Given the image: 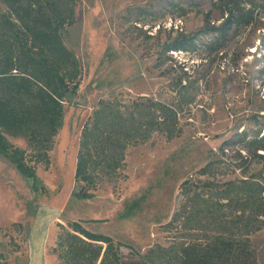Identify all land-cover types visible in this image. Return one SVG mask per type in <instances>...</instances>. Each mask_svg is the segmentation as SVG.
<instances>
[{
  "label": "rangeland",
  "instance_id": "rangeland-1",
  "mask_svg": "<svg viewBox=\"0 0 264 264\" xmlns=\"http://www.w3.org/2000/svg\"><path fill=\"white\" fill-rule=\"evenodd\" d=\"M233 6L239 14L249 10L245 0H77L76 23L64 40L81 62L79 94L65 108L49 167L31 164L50 194H35L32 180L0 158V242L11 264H23L26 256V235L14 225L27 229L36 207L59 211L49 249L56 243L57 225L82 221L87 229L113 238L121 264H146L144 256L157 246L204 237L180 225L167 228L186 205L183 183L189 182L191 196L203 194L210 182L236 180L263 167L240 146L227 143L237 132L253 128V115L264 114V2L254 10L253 21L232 32L224 46H210L209 37H202L195 54L165 53L163 46L179 35L197 33L206 21L220 25ZM184 77L200 88L196 103L181 116L182 135L167 141L155 134L130 148L119 180H105L92 200L72 199L81 131L98 102L117 98L130 105L143 96L170 102L172 87ZM8 140L29 152L27 140ZM211 162L212 175H202ZM11 238L22 247L19 262L11 253ZM250 240L257 264H264V228ZM48 254V264H59Z\"/></svg>",
  "mask_w": 264,
  "mask_h": 264
},
{
  "label": "trees",
  "instance_id": "trees-1",
  "mask_svg": "<svg viewBox=\"0 0 264 264\" xmlns=\"http://www.w3.org/2000/svg\"><path fill=\"white\" fill-rule=\"evenodd\" d=\"M245 2L249 6L245 13L229 7L220 25L206 21L197 33L165 43L164 52L195 54L202 37L211 38L210 46H224L232 32L253 21L254 10L264 0ZM76 4L77 0H0V158L32 180V191L42 196L50 191L31 164L49 167V153L63 126L65 108L78 96L81 85V62L64 40L76 23ZM185 69L184 65L187 75ZM196 84L181 78L172 87L170 102L149 96L130 105L117 98L100 100L81 131L72 199L92 200L105 180H119L130 148L148 143L155 134L167 141L180 137L181 116L197 101L200 87ZM250 121L253 128L237 132L227 144L240 146L262 169L221 184L210 182L205 186L207 193L196 191L192 196L189 182H184L186 205L167 228L180 225L183 231L203 232L204 237L168 248L157 246L144 256L146 264H257L250 237L264 228V114H255ZM8 137L27 140L29 152L14 146ZM214 170L211 162L201 174L212 175ZM31 226L14 225L26 235L23 264L30 262ZM57 226L56 243L47 252L59 264H121L120 248L112 237L87 229L82 221ZM10 243L19 262L22 247L14 238ZM4 250L0 242V264H11Z\"/></svg>",
  "mask_w": 264,
  "mask_h": 264
},
{
  "label": "crops",
  "instance_id": "crops-1",
  "mask_svg": "<svg viewBox=\"0 0 264 264\" xmlns=\"http://www.w3.org/2000/svg\"><path fill=\"white\" fill-rule=\"evenodd\" d=\"M45 211L38 209L33 220L29 238V264H48V242L51 235V224L57 217L58 210L44 207Z\"/></svg>",
  "mask_w": 264,
  "mask_h": 264
}]
</instances>
